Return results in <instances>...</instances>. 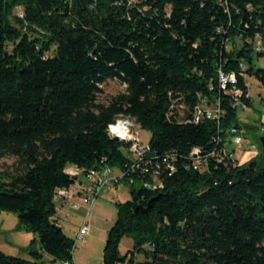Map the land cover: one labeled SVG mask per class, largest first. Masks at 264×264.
<instances>
[{"label":"trees","instance_id":"obj_1","mask_svg":"<svg viewBox=\"0 0 264 264\" xmlns=\"http://www.w3.org/2000/svg\"><path fill=\"white\" fill-rule=\"evenodd\" d=\"M258 38L264 0H0V160L24 166L0 173V209L41 246L29 256L0 248V264H74L54 194L75 182L70 164L105 163L128 171L132 197L117 203L103 264H264V165L241 161L233 144L232 155L189 167L194 147L241 133V106L231 86L221 89L219 68L235 71L244 93L248 74L264 86ZM112 81L124 89L102 102ZM201 96L222 98L219 122L194 120ZM240 100L252 105L251 93ZM121 116L152 132L148 170L132 171L129 143L110 134ZM123 237L134 241L125 255Z\"/></svg>","mask_w":264,"mask_h":264},{"label":"rangeland","instance_id":"obj_2","mask_svg":"<svg viewBox=\"0 0 264 264\" xmlns=\"http://www.w3.org/2000/svg\"><path fill=\"white\" fill-rule=\"evenodd\" d=\"M21 8L16 12L21 13ZM263 63V62H262ZM252 105L238 108V118L241 124V133L244 136L243 142L235 145L241 161L258 162L264 165L260 136L264 135V86L254 74H248ZM100 95L102 102L122 91L124 88L116 81L108 82L103 87ZM209 103L211 108L217 107L218 96L211 97ZM125 119V118H124ZM123 119V120H124ZM137 128V127H136ZM140 138L143 143H148L152 132L147 128H138ZM233 144L230 143V146ZM23 164L16 156L7 155L0 160V173L14 174L22 171ZM114 173H119V169L114 168ZM129 182L125 179L116 183L115 186H108L96 198L92 209L88 213L89 232L84 240H76L77 232L83 225L86 208L73 209L71 202H65L61 198L56 199L58 211L55 217L59 218L64 231L72 237L75 243L74 262L75 264H103V251L106 244L110 227L118 217L117 203L123 202L132 197ZM75 201L81 202V197L77 196ZM132 238L123 237L120 244V252L125 255L130 248H133ZM29 246L41 248L40 242L35 238L33 232L27 227L20 225L16 212L0 209V248L10 254L29 256L26 248ZM48 257V255H46ZM138 259H143L142 254H137ZM120 264H132L129 260Z\"/></svg>","mask_w":264,"mask_h":264},{"label":"built area","instance_id":"obj_3","mask_svg":"<svg viewBox=\"0 0 264 264\" xmlns=\"http://www.w3.org/2000/svg\"><path fill=\"white\" fill-rule=\"evenodd\" d=\"M247 40H252L251 37H248ZM258 48L264 47L263 42L258 38L257 40ZM241 74L246 76L245 69L247 68L246 64L241 62ZM237 73L235 71L226 72L222 68H219L218 82L221 89H228L231 86V91L235 95L236 103L235 105L246 107V104L240 100V98L250 95V90L244 93L243 89L237 85ZM213 100L205 96H201L200 102L196 107L195 111V121H199L204 117H211L216 119L218 122L222 119L225 114V110L222 107V98L218 96L217 107L211 108L209 103H212ZM125 118V119H124ZM124 119V120H123ZM137 127V128H136ZM140 125L135 121L134 118L130 117H119L117 120L108 126V130L111 135L120 138L123 141L129 143L127 148L128 158L131 159L130 169L133 171L136 168L143 167V157L150 150V144L143 143L140 138L139 129ZM232 131H238L237 128H232ZM229 133V131H227ZM244 136L242 133H236L233 136V139H218L215 145V148L209 151H203L199 147H194L191 152V163L189 167L197 169H205L208 167L210 159L212 156H216L217 152L221 155H232V153L227 151L226 145L232 144H241L243 142ZM164 161H167L170 174L175 169L172 161H168L167 157H164ZM143 169L148 170V167L144 166ZM67 174L74 178V183L69 187L58 188L55 192V198H61L66 203L71 202L73 209H79L84 206L86 208V216L82 226H80L76 240H84L86 235L89 232V224L87 215L92 209L93 204L96 201L98 195L103 191L104 188L115 185L125 178L128 174V171L119 169V173H114V167L108 163L103 164L97 168L86 169L80 167L76 164H70L66 168ZM158 174V170L154 175ZM132 182V179H129ZM155 186H162V183L155 182ZM79 196L82 201H75L74 199ZM75 264V263H74Z\"/></svg>","mask_w":264,"mask_h":264},{"label":"water","instance_id":"obj_4","mask_svg":"<svg viewBox=\"0 0 264 264\" xmlns=\"http://www.w3.org/2000/svg\"><path fill=\"white\" fill-rule=\"evenodd\" d=\"M253 68L251 67L250 68V71H252ZM260 143H261V146H262V153H263V159H264V135H261L260 136ZM139 208L137 207L136 210H138Z\"/></svg>","mask_w":264,"mask_h":264},{"label":"crops","instance_id":"obj_5","mask_svg":"<svg viewBox=\"0 0 264 264\" xmlns=\"http://www.w3.org/2000/svg\"><path fill=\"white\" fill-rule=\"evenodd\" d=\"M115 186V185H114Z\"/></svg>","mask_w":264,"mask_h":264}]
</instances>
